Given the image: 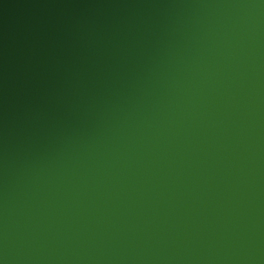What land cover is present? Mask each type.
<instances>
[{
	"label": "water",
	"instance_id": "95a60500",
	"mask_svg": "<svg viewBox=\"0 0 264 264\" xmlns=\"http://www.w3.org/2000/svg\"><path fill=\"white\" fill-rule=\"evenodd\" d=\"M0 264H264V0H0Z\"/></svg>",
	"mask_w": 264,
	"mask_h": 264
}]
</instances>
